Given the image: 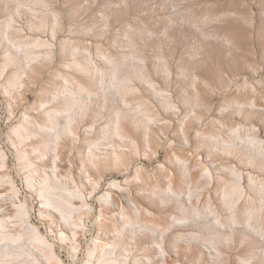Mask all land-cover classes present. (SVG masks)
Listing matches in <instances>:
<instances>
[{"label": "rangeland", "instance_id": "1", "mask_svg": "<svg viewBox=\"0 0 264 264\" xmlns=\"http://www.w3.org/2000/svg\"><path fill=\"white\" fill-rule=\"evenodd\" d=\"M0 264H264V0H0Z\"/></svg>", "mask_w": 264, "mask_h": 264}]
</instances>
